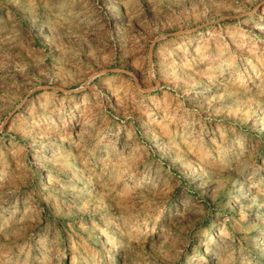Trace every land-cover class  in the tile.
I'll return each mask as SVG.
<instances>
[{
    "label": "rangeland",
    "instance_id": "obj_1",
    "mask_svg": "<svg viewBox=\"0 0 264 264\" xmlns=\"http://www.w3.org/2000/svg\"><path fill=\"white\" fill-rule=\"evenodd\" d=\"M0 264H264V0H0Z\"/></svg>",
    "mask_w": 264,
    "mask_h": 264
}]
</instances>
